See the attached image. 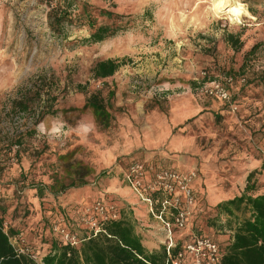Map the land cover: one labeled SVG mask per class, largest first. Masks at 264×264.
I'll list each match as a JSON object with an SVG mask.
<instances>
[{"label":"rangeland","instance_id":"1","mask_svg":"<svg viewBox=\"0 0 264 264\" xmlns=\"http://www.w3.org/2000/svg\"><path fill=\"white\" fill-rule=\"evenodd\" d=\"M86 1L125 15L126 27L84 45L78 42L88 36L84 27L68 25L64 36L51 32L43 0H0V213L7 232L47 253L53 222L63 218L83 234L86 209L99 198L117 203L116 188H128L127 165L149 159L157 167L197 171L190 187L202 212L193 231L223 244L236 217L248 212L228 218L216 204L245 192L238 172L247 152L264 163V5L238 0L254 18L237 23L213 13L211 0ZM230 34L239 36L240 48ZM106 58L120 66L109 77H93L96 61ZM225 74L245 81L233 88L238 109L217 116L221 101L195 87ZM93 91L105 98L108 127L83 107ZM22 99L25 111L15 108ZM42 100L48 113L38 119ZM146 137L153 139L149 148L141 145ZM77 162L88 169L84 185L44 188L37 196V183L76 178ZM258 172L249 194L264 192Z\"/></svg>","mask_w":264,"mask_h":264},{"label":"trees","instance_id":"2","mask_svg":"<svg viewBox=\"0 0 264 264\" xmlns=\"http://www.w3.org/2000/svg\"><path fill=\"white\" fill-rule=\"evenodd\" d=\"M53 1L43 0L49 7L46 12L47 25L51 32L57 36H64L68 25L77 28L84 27L88 36L81 38L78 42L90 45L112 37L126 27L125 15L113 10L97 8L86 0H55L54 3ZM99 17L102 19L99 20ZM228 41L236 49L240 48L241 42L238 35H228ZM119 66L120 62L116 59H100L96 61L91 72L93 77L104 79L113 75ZM236 83L240 82L235 78L233 84L229 86L233 96L235 95L233 88ZM78 88L82 91L83 86L78 85ZM28 107L29 104L24 99L15 104V108L23 111ZM83 107L92 110L95 121L101 127L105 128L110 125L112 116L100 91L87 93ZM46 108L45 100H42V105L37 113L38 119L44 113H48ZM17 140L18 137H16ZM71 172L77 176L67 184L60 185L57 184V181L48 185L37 183L35 185L37 196L43 195L44 188L63 191L69 187H77L86 183L84 179L80 178H83L88 169L80 162H77L75 167L72 166ZM253 173L252 171L247 176L245 192L216 204V209L224 212L228 218L235 216L240 211L248 212V215L241 218L236 217L233 227L227 230V238L223 244L221 243L224 248L222 264H264V193L249 194V191L254 188L253 184L249 183ZM57 185L59 186L57 187ZM104 229L105 232L87 238L78 246L60 243L54 237L50 240L49 250L45 254L42 253V245L34 247L28 241L26 244L44 254V264H164L166 256L164 249L161 248L155 253L148 252L129 221L118 219L105 224ZM0 264H35L27 255L16 254L9 242L8 235L3 231V215L1 213Z\"/></svg>","mask_w":264,"mask_h":264},{"label":"built area","instance_id":"3","mask_svg":"<svg viewBox=\"0 0 264 264\" xmlns=\"http://www.w3.org/2000/svg\"><path fill=\"white\" fill-rule=\"evenodd\" d=\"M258 1L264 5V0ZM234 81L235 77L230 74L214 76L198 82L195 90L200 95L227 103L229 110L235 112L238 107L229 90ZM238 81L241 83L245 78L240 77ZM196 176L195 170L180 171L167 166L151 170L141 160L131 161L123 173V180L131 192L145 204L147 213L160 223L163 234L161 244L166 255L164 264H222L224 248L210 235L192 233L181 243L174 237V229L187 227L195 207V194L190 183ZM90 208L81 216L86 226L83 234L76 233L61 218L51 225L55 238L60 243L78 246L87 238L105 232V224L120 219L114 201L99 198ZM3 231L17 255H27L35 264H44V254L27 245L22 236L9 234L5 222Z\"/></svg>","mask_w":264,"mask_h":264},{"label":"crops","instance_id":"4","mask_svg":"<svg viewBox=\"0 0 264 264\" xmlns=\"http://www.w3.org/2000/svg\"><path fill=\"white\" fill-rule=\"evenodd\" d=\"M221 103H222L221 105L222 107L218 111H216L217 116L219 114L221 115H225V113L228 114L230 111L229 109L227 110V108L224 109L223 106L228 107V105L225 102L223 103V101H221ZM161 120L162 119L160 118V121ZM165 129L167 134L169 127L167 128L164 127V130ZM152 140L153 139L146 137V141H144V143H141V145L145 146L146 148H149L150 145H148L147 143ZM245 156L247 158L245 161L243 160L242 165H240L242 169H240L238 172L240 175L239 180L246 181L247 176L250 172L259 170L260 172H258V174L256 175V180H257L256 184H258L259 182L262 184V182H264V163H262V160L260 158L255 157L250 152H247ZM141 161H143L147 166L151 167V170L159 168L157 166H154L149 161V159L141 160ZM190 170H194V169H190ZM117 194H118L117 198L118 199L120 198V200L118 201L119 203L118 202L116 203L115 201L114 202L118 204L117 206L120 213V219L127 220L133 225L135 233L140 238L141 243L148 252L155 253L161 250V248H163L161 244L163 234L160 229L161 228L160 223L147 213L145 204L142 201H140L135 195L132 194L129 187L116 188V195ZM201 212H202L201 206L199 204H195V207L189 218L187 227H185L184 229H174V237L178 242L181 243L184 239L188 238L190 234L195 233L193 231L192 223L194 218L196 217L195 215ZM38 214L40 216L41 213L39 212Z\"/></svg>","mask_w":264,"mask_h":264},{"label":"bare ground","instance_id":"5","mask_svg":"<svg viewBox=\"0 0 264 264\" xmlns=\"http://www.w3.org/2000/svg\"><path fill=\"white\" fill-rule=\"evenodd\" d=\"M210 9L213 13L217 15L224 14L230 21H237V23L240 22L243 16L254 18L245 4L238 0H211Z\"/></svg>","mask_w":264,"mask_h":264},{"label":"snow or ice","instance_id":"6","mask_svg":"<svg viewBox=\"0 0 264 264\" xmlns=\"http://www.w3.org/2000/svg\"><path fill=\"white\" fill-rule=\"evenodd\" d=\"M218 7H219V5H218Z\"/></svg>","mask_w":264,"mask_h":264}]
</instances>
